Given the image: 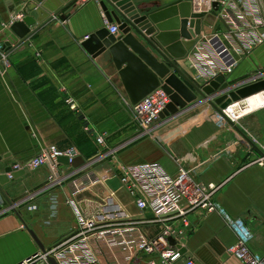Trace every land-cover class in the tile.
I'll list each match as a JSON object with an SVG mask.
<instances>
[{
  "label": "crops",
  "instance_id": "0c3cea01",
  "mask_svg": "<svg viewBox=\"0 0 264 264\" xmlns=\"http://www.w3.org/2000/svg\"><path fill=\"white\" fill-rule=\"evenodd\" d=\"M102 1L81 5L77 0H0V43L11 47L7 58L0 61V174L30 162L50 145L74 147L88 163L78 168L62 163L60 174L70 176L47 191L41 187L49 183V167L26 171L0 187V264H18L41 252L29 230L36 233L46 250L74 233L76 213L68 202L73 196L83 214L92 216L101 210L100 194L114 191L147 237L161 235L167 217L158 221L150 209L140 211L120 181L122 165L154 162L171 175L183 166L198 181L220 186L216 200L231 217L249 225L254 233L250 248L264 256V168L255 163L260 150H248L242 135L206 103L176 118L160 117L150 137L142 136L138 125H130L126 112H132L125 103L130 99L110 52L94 58L83 46L86 37L107 28ZM132 1L143 16L177 0ZM258 7L264 21V0H258ZM160 14L163 19L172 16L169 10ZM21 15L36 19L33 35L24 42L10 30ZM206 22L209 25L203 26L187 57L196 48L205 47L207 39L215 35L223 39L227 33L217 12L209 13ZM58 33L60 40H53ZM133 35L164 63L139 35ZM235 57L236 65L221 75L223 80H213L218 83L211 87L213 95H219L226 86L225 93H229L230 88L264 80L251 81L264 71V44ZM213 81L202 87H209ZM67 99L75 101L80 115L70 109ZM239 118L235 125L244 136L264 144V105ZM86 125L97 134L107 135L106 147L99 145L96 134L85 130ZM129 141V150L117 159L111 156L110 145L123 146ZM100 149L103 154H97ZM99 154V161L91 164ZM96 180L99 184L91 185ZM81 183L88 188L78 192ZM15 203L18 209L12 206ZM6 205L9 209L5 210ZM188 220L191 226L185 238L171 244L181 248L184 255L177 264H241L228 252L237 237L222 216L198 211L190 213ZM172 225L182 228L180 221ZM93 248L100 264H149L156 257L139 253L133 260L120 247H108L103 242L94 243Z\"/></svg>",
  "mask_w": 264,
  "mask_h": 264
},
{
  "label": "built area",
  "instance_id": "2783aa9c",
  "mask_svg": "<svg viewBox=\"0 0 264 264\" xmlns=\"http://www.w3.org/2000/svg\"><path fill=\"white\" fill-rule=\"evenodd\" d=\"M77 1L83 5L100 0ZM215 3L216 6H214ZM194 6L198 12H217L219 19L227 27V33L224 34L223 39L219 35L207 39L205 47H198L193 54L188 55L186 58L188 65L184 61L191 79L196 84L204 86L234 68L237 63L236 53L245 55L264 44V21L260 14L258 0H194ZM23 18L21 15L14 20L22 21ZM102 18L108 22L104 12ZM107 29L110 35L116 38L121 37L118 24L108 22ZM88 39L89 37H86L85 40ZM216 41L225 49L224 52L228 53L229 60L223 58L222 53L218 51L215 46ZM6 58L5 45L0 43V61ZM261 76L262 73L253 79L259 77L261 79ZM66 102L73 112L81 114L73 99H67ZM125 103L130 107L133 120L141 129L142 136L150 137L153 125L160 119L171 101L167 93L162 88H158L136 105L129 100ZM224 113L226 114V111ZM220 118L223 120L221 116ZM229 119L234 124H239L241 120V118ZM85 130L96 134L99 145L106 147V134H97L89 125L85 126ZM243 140L248 150H253L254 146L260 150L261 155L255 163L264 168V144L247 136ZM78 157H80L79 152L74 147L60 149L56 145H50L30 162L15 165L12 168L14 171H34L49 167L51 174L48 181L51 183L48 186L51 187L60 185L70 176L60 174L62 165L60 159L67 158L68 164L66 165L73 167V162ZM120 172L121 186L128 191L140 211L150 209L158 221L167 217L166 222L168 223L161 235L155 238L147 237L140 223L132 221V217L126 212L114 191H109L108 194L101 193V210L92 216L83 214L73 196L68 202L76 213L77 227L74 233L45 252H38L18 264H52L50 259H54L57 264H100L93 244L101 242L108 247H120L130 254L133 260L139 253H144L156 256L150 260L149 264H177L184 255L181 248L171 247L169 238L178 240L176 243L185 238L191 226L188 215L198 211L206 216L218 214L224 218L237 237V242L228 249V252L241 264H264V256L254 253L250 248L254 233L249 225L243 219L231 217L222 204L216 200L220 186H208L198 181L193 173L183 166L175 175H171L161 164L155 162L122 165ZM10 179H12L11 176ZM90 183L97 185L99 181ZM77 188L78 192H83L88 186L81 183ZM174 221H180L182 228L173 226ZM186 264L194 263L187 261Z\"/></svg>",
  "mask_w": 264,
  "mask_h": 264
},
{
  "label": "water",
  "instance_id": "95a60500",
  "mask_svg": "<svg viewBox=\"0 0 264 264\" xmlns=\"http://www.w3.org/2000/svg\"><path fill=\"white\" fill-rule=\"evenodd\" d=\"M101 8L109 23L116 22L119 25L121 37L116 38L110 35L105 27L91 35L83 46L94 58L107 51L110 52L125 91L133 105L139 103L156 89L162 88L170 97L171 103L161 114V118H176L206 103L246 139L239 127L226 116L224 110L232 102H240L264 92V80L252 84L247 82L248 85L243 84L244 86H238L239 88H230L229 93H225L228 91L226 86L227 89L226 87L221 89L220 94H223L219 97L220 94H212L211 87H216L218 84L216 81H222L223 77L216 78V81H213L209 87H202L191 79L189 70L184 63L187 54L196 45L197 38L202 35L203 26L209 25L206 22L209 13L196 11L194 0H177L143 16L138 12L132 0H103ZM166 10L172 12L169 19H163V15L160 14ZM35 25L36 19L28 16L22 21L12 23L10 30L24 42L33 35L32 27ZM133 32L139 35L164 63H160L134 37ZM10 48V45H5L7 55ZM257 79L260 77L251 81ZM254 148L258 149L255 146ZM60 162L68 164V159L61 158ZM85 162L82 157H78L73 162V167L78 168ZM25 174L26 171H14L11 167L7 168L4 173L0 174V187L11 182L10 176L12 179H18ZM29 233L41 252H45L46 249L36 233L33 230H29ZM169 242L172 245L176 244L173 238H169ZM50 261L52 264H57L54 259H50Z\"/></svg>",
  "mask_w": 264,
  "mask_h": 264
},
{
  "label": "bare ground",
  "instance_id": "6f19581e",
  "mask_svg": "<svg viewBox=\"0 0 264 264\" xmlns=\"http://www.w3.org/2000/svg\"><path fill=\"white\" fill-rule=\"evenodd\" d=\"M215 46L218 48V51L222 53L223 58H227L229 60L228 53H225V49L221 47V44L216 41ZM264 105V92L258 93L250 98L243 100L241 103H236L235 105L231 106L229 109H225L226 115L235 120L239 118L241 115L255 110ZM35 171V170H34Z\"/></svg>",
  "mask_w": 264,
  "mask_h": 264
},
{
  "label": "rangeland",
  "instance_id": "374dc122",
  "mask_svg": "<svg viewBox=\"0 0 264 264\" xmlns=\"http://www.w3.org/2000/svg\"><path fill=\"white\" fill-rule=\"evenodd\" d=\"M137 1V0H136ZM138 2V1H137ZM59 34V33H58ZM58 37H55L53 40H60V34L59 35H57ZM264 74V71L262 72V75ZM262 78H264V75H263V77H261V79ZM252 80V79H251ZM240 102H243V101H240ZM235 102H232L231 103V105L232 104H234ZM209 105V104H208ZM211 107V106H210ZM127 114H128V117H129V123H130V125H136L135 124V122H134V120H133V115L131 114V113H129L128 111L126 112ZM128 126H129V124H128ZM127 126V127H128ZM137 126V125H136ZM131 127V126H130ZM137 129V128H136ZM138 131L140 132V130L138 129ZM119 131H115V133H118ZM119 134V133H118ZM118 134H115L114 135V137H116V136H118ZM109 135V134H108ZM110 136V135H109ZM118 142H120V141H116V143H118ZM114 145H116V144H112V145H110V147L109 148H111L113 151H112V154H111V156L112 157H115L116 159L119 157V155H121V153L123 152V151H125V150H129L131 147H132V144L130 143V141H129V143L127 142V144L126 145H116V146H114ZM124 148V149H123ZM98 153H104L101 149L99 150V152L97 151V154ZM102 154H99L97 157H95V158H93V159H91L90 160V163L91 164H94L95 162H98L99 161V159L101 158V155ZM114 158V159H115ZM98 160V161H97ZM88 165V163H85V165ZM51 182H49V183H47V184H45V186L44 187H41V188H45V187H47V188H45V190L47 191V189H51V188H53V187H55V186H51V187H49L48 185L50 184ZM111 186H113V184H111ZM33 193V192H32ZM31 194V193H30ZM101 195V194H100ZM25 200V199H24ZM14 208H16V209H18V204H13L12 205ZM11 208V207H10ZM3 209H9L8 207H7V205L5 206V208H3Z\"/></svg>",
  "mask_w": 264,
  "mask_h": 264
}]
</instances>
